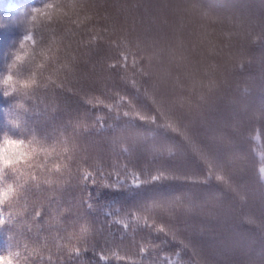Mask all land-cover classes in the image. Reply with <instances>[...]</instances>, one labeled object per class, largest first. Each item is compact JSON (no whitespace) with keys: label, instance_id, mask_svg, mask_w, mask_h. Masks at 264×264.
Instances as JSON below:
<instances>
[{"label":"trees","instance_id":"trees-1","mask_svg":"<svg viewBox=\"0 0 264 264\" xmlns=\"http://www.w3.org/2000/svg\"><path fill=\"white\" fill-rule=\"evenodd\" d=\"M28 34L55 86L0 89V133L48 154L39 183L0 204L13 214L0 254L19 243L17 264H264V0H0V73ZM84 170L159 179L114 191Z\"/></svg>","mask_w":264,"mask_h":264},{"label":"clouds","instance_id":"clouds-1","mask_svg":"<svg viewBox=\"0 0 264 264\" xmlns=\"http://www.w3.org/2000/svg\"><path fill=\"white\" fill-rule=\"evenodd\" d=\"M34 44L33 36L28 34L11 49L6 71L0 73V89L5 96L26 95L36 86H45L41 79L43 61L37 59ZM39 144L34 137L26 139L0 133V196H15L24 185L38 179L33 164L43 168L39 159L40 153L45 151Z\"/></svg>","mask_w":264,"mask_h":264},{"label":"snow or ice","instance_id":"snow-or-ice-1","mask_svg":"<svg viewBox=\"0 0 264 264\" xmlns=\"http://www.w3.org/2000/svg\"><path fill=\"white\" fill-rule=\"evenodd\" d=\"M43 76V74H41ZM45 86H43L44 88L49 87V85L51 86H55L53 79L51 77H48L46 79V82L44 83ZM42 88L41 86H36L33 89H31L26 95H19L21 96V98L29 95L30 92H34L37 89ZM2 95L6 98V99H10L9 95L5 96L3 93ZM6 119H7V113H6ZM15 122H13L14 124ZM11 129V127H10ZM11 130H7L4 132L9 133ZM3 132V133H4ZM19 130H17V132H13V136H17V137H22L21 134H18ZM36 140L37 138L35 136H33ZM38 141V140H37ZM40 142V141H38ZM62 143H67L62 142ZM45 150V154L47 155V150ZM64 152H69L70 149L68 148H64L63 149ZM56 169H63L65 172L70 171L68 168V165L66 163H61V164H57L55 165ZM99 176V179H98ZM113 176L115 177L113 179ZM80 179H82L83 181L90 183L92 185H96V186H100L102 184V186L106 189H112L114 191H120L121 189H124L126 187L128 188H140L142 186L148 185L149 183H154L156 182L159 177L157 176H152L149 179H143L141 180L140 175H138L135 172L132 173H127L124 172L122 174L121 171H115L114 173L110 172V173H97V172H90L87 170H84L82 173H80ZM111 180V183H108L107 181ZM35 183H39V178L36 179L35 181H33ZM44 182L45 183H51V179L44 177ZM12 196V195H7V196H0V204H3L5 201L8 200V198ZM9 206L11 207V202H9ZM143 211H149L148 206H143ZM5 216V213H3L2 211H0V217ZM134 219L139 221L141 219H143V217L137 213L134 216ZM13 220V214L12 213H8L7 214V222L5 221V219L0 218V228L5 229L6 231L8 230V225H10L12 223ZM119 223L124 224L125 227H127V224H125V222L123 220L119 221ZM157 230H162V229H157ZM87 231L86 227H82L81 228V233H84ZM12 239V238H10ZM25 250L27 249V245L24 246ZM13 248H20V244L19 243H15L12 244L11 247L7 246L6 249L3 251L5 254H0V264H17V262L21 259V257L24 255L23 251H13ZM24 264H27V260H25Z\"/></svg>","mask_w":264,"mask_h":264},{"label":"rangeland","instance_id":"rangeland-1","mask_svg":"<svg viewBox=\"0 0 264 264\" xmlns=\"http://www.w3.org/2000/svg\"><path fill=\"white\" fill-rule=\"evenodd\" d=\"M260 170H261V175H262V177L264 178V173H263V171H264V169H263V167H260Z\"/></svg>","mask_w":264,"mask_h":264}]
</instances>
